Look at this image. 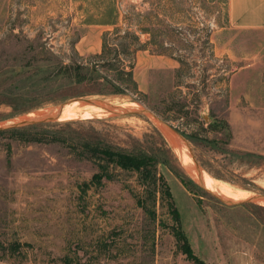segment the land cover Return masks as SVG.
Instances as JSON below:
<instances>
[{"label": "rangeland", "instance_id": "1", "mask_svg": "<svg viewBox=\"0 0 264 264\" xmlns=\"http://www.w3.org/2000/svg\"><path fill=\"white\" fill-rule=\"evenodd\" d=\"M228 1L0 0V92L17 90L0 122L85 98L139 103L214 180L264 193V24L231 23ZM100 28L104 53L80 51ZM34 51L95 62L103 78L44 82ZM130 65L139 92L120 70ZM148 115L0 134V264H194L178 234L206 264H264V203L227 204L201 186ZM86 140L152 156L155 203L147 182L84 151Z\"/></svg>", "mask_w": 264, "mask_h": 264}, {"label": "trees", "instance_id": "2", "mask_svg": "<svg viewBox=\"0 0 264 264\" xmlns=\"http://www.w3.org/2000/svg\"><path fill=\"white\" fill-rule=\"evenodd\" d=\"M104 51L105 42L103 41L101 51L96 52L95 55L100 56L104 53ZM52 56L57 57L55 56V54H52ZM31 57L34 58V60L36 61H47L44 68L42 69V81L44 82L55 81L63 78H72L78 82L83 80H97L99 78H103L99 69V64L97 65L95 64V62L92 61L71 60L70 62H64L61 58H56L54 60L52 57L51 59L47 53H44L42 51H34V53L31 54ZM120 70L123 74L127 76V80L130 83L132 89L136 92H139L137 83L133 78L132 65H130L129 69H125L124 67H122ZM128 88L129 84H125V86H121L120 88L118 84L114 85L113 89L115 92H119V89L122 90ZM15 93H17V90L15 89L1 90L0 97L4 95L7 96H5V98H0V105L8 104L13 106V103L16 101L13 100L11 97L9 98L8 95H13ZM24 110H21V112ZM211 127L213 126L211 125ZM5 132L22 133V131L14 129H10L9 131L0 130V134ZM23 135V139L26 141L41 140V137L38 136V133H31L23 130ZM83 146L84 151H88L90 149L92 155H94V157L101 158V161L109 162L110 164H113L114 166L120 167L122 169L132 170L136 172L139 176V179L143 181L141 182L142 185L147 182V185L151 186L149 193L153 203H155L158 176L156 172L155 159L152 156L142 152L131 154L123 149L115 148L114 146H111L106 143H102V145L96 144L95 146H93L87 140L83 142ZM167 193L169 194V191ZM178 238L183 239L182 252L187 256L188 259H190L194 264H206L205 261H203L194 254L187 241L184 240L181 234H178Z\"/></svg>", "mask_w": 264, "mask_h": 264}, {"label": "bare ground", "instance_id": "3", "mask_svg": "<svg viewBox=\"0 0 264 264\" xmlns=\"http://www.w3.org/2000/svg\"><path fill=\"white\" fill-rule=\"evenodd\" d=\"M102 101L124 109L142 108V106L139 103L135 104L129 101H121V102L111 101V100H102ZM51 109H56V108H54L53 106L43 107L26 115L30 117H36L40 114H45L49 112ZM109 114H112L111 109L105 106L101 101L93 100L92 102H82L80 100L75 102H66L62 108L56 109L55 112L53 113L52 120H68V119L84 118V117H100L106 115L108 116ZM148 116L155 121L154 122L155 125L159 126L161 131L167 137L170 147L176 153V155L181 160L185 168L188 170L190 176L194 178L201 186L210 189L212 193H216L217 195L223 197L224 199H229L233 201L245 199L254 195V193H250V194L244 193V191L246 190L234 188L227 183H220L214 180L204 170L199 172L194 165L193 159L189 155L186 145L180 139L175 137L174 134L170 132V130L162 126L154 116L150 114ZM185 147L187 150H185ZM259 202L264 203V200H261Z\"/></svg>", "mask_w": 264, "mask_h": 264}, {"label": "water", "instance_id": "4", "mask_svg": "<svg viewBox=\"0 0 264 264\" xmlns=\"http://www.w3.org/2000/svg\"><path fill=\"white\" fill-rule=\"evenodd\" d=\"M95 100L101 101L105 106L110 108L112 114L121 115V114L143 113V114H147V115L150 114V115L154 116L162 126H164L166 129L170 130V132L173 133L175 137L180 139L186 145L188 152H189V155L193 159L194 165L197 168V170L199 172H201L203 170L202 167L199 165V163L194 158L193 153L191 151V148H190L187 140L179 132H177L170 124H168L167 122H165L162 119H160L159 117H157L155 114H153L147 108L124 109V108H121V107H118L115 105H111L109 103H105L101 99H95ZM81 101L82 102H92L93 99H86L85 98V99H81ZM65 103L66 102H62V103L53 105V107L56 109H59V108H62L65 105ZM56 109H51L49 112H47L45 114H40L36 117H30V116H27L26 114H23V115L13 117L11 119L3 120L0 122V130H10V129H16V128L30 127V126H34L37 124H42L45 122L52 121L53 113L55 112ZM212 194H214V193H212ZM218 198L227 204H236L237 202H242V201H233V200H229V199H224L221 197H218ZM261 200H264V193L254 194L253 196L245 198L243 201L259 202Z\"/></svg>", "mask_w": 264, "mask_h": 264}, {"label": "crops", "instance_id": "5", "mask_svg": "<svg viewBox=\"0 0 264 264\" xmlns=\"http://www.w3.org/2000/svg\"><path fill=\"white\" fill-rule=\"evenodd\" d=\"M229 20L232 23L245 26H258L264 24V0H229ZM92 30L82 36L78 41V48L82 52L92 51L94 47L102 45L103 28L97 29V39L92 44L84 41V38L91 35Z\"/></svg>", "mask_w": 264, "mask_h": 264}]
</instances>
